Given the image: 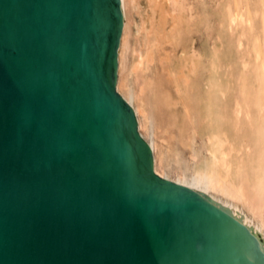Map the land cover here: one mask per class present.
I'll use <instances>...</instances> for the list:
<instances>
[{
	"label": "water",
	"instance_id": "water-1",
	"mask_svg": "<svg viewBox=\"0 0 264 264\" xmlns=\"http://www.w3.org/2000/svg\"><path fill=\"white\" fill-rule=\"evenodd\" d=\"M121 24L119 0H0V264H264L241 215L153 172Z\"/></svg>",
	"mask_w": 264,
	"mask_h": 264
},
{
	"label": "rangeland",
	"instance_id": "rangeland-1",
	"mask_svg": "<svg viewBox=\"0 0 264 264\" xmlns=\"http://www.w3.org/2000/svg\"><path fill=\"white\" fill-rule=\"evenodd\" d=\"M240 1L179 0V3L174 4L176 7L174 5L170 7L178 23L174 26H170L169 21L166 23L163 29L165 37L158 44H155V35H151L148 39L146 34L139 35L136 31L137 21L144 13L142 7L145 2L137 0L135 9L126 8L127 48L122 70L124 86L126 85L125 92L128 91L135 96L133 104L142 107L149 119L150 139L154 146L157 170L172 179L181 170L193 172L195 167L205 162L207 156L209 157L208 139L218 127L226 133L227 147L231 145L235 148L230 160L235 165L239 163L242 165L241 177L251 173L252 163L264 144V120L258 129L256 110H252L250 114L252 122L256 124L251 125L245 115L246 112H243L238 127L227 125L228 103H232L234 98L244 97L250 100L261 93L264 94V84L259 85L257 68L252 58L254 55L251 48H253L255 31L250 32L245 24L239 22H236L232 28L224 23L227 5H236ZM245 1L241 2L247 6L248 11H251V2L248 1L247 4ZM131 16H135L134 19ZM156 27L155 32L159 36L161 33L159 23H156ZM239 40L242 42L240 46L236 44ZM150 45L153 46L152 60L144 61L136 71H130L135 56L144 57ZM212 50L214 55L217 54L214 58ZM215 61L220 64H216V67L218 66L216 71L213 68ZM245 63H247L246 69L243 67ZM226 80L227 82H224ZM225 83L226 88H231V92L227 89L229 93L225 91L227 95L221 97L219 92L225 88ZM212 97L219 106L217 113L210 116L208 102ZM227 98L230 102L226 101ZM222 101L228 103L224 104ZM217 116H220L219 119ZM192 154L196 158L193 159Z\"/></svg>",
	"mask_w": 264,
	"mask_h": 264
},
{
	"label": "bare ground",
	"instance_id": "bare-ground-1",
	"mask_svg": "<svg viewBox=\"0 0 264 264\" xmlns=\"http://www.w3.org/2000/svg\"><path fill=\"white\" fill-rule=\"evenodd\" d=\"M142 1L145 2V5L142 7V8H144V13L140 16L139 20L137 21L136 31L139 33V35L140 34H146L148 39L151 35H155V44L156 43L158 44L162 40V38L165 37L163 35V32H164L163 29H164V26L166 25V23H168V21H169L170 26H174L178 23V19L174 16L173 12L171 11L172 9H170V7L172 8V6L176 2H178L179 0L178 1L177 0H142ZM241 1L239 3H237L236 5L233 4L234 6L232 4L231 5L226 4L228 8L226 7V9H227L226 13L224 11V13H225L224 23H226V25L228 27L232 28L236 24V22H239V23L245 24V26L251 30L250 32L255 31V37H254L255 39H254V42L252 45L253 48H251V49H253V52H254V54L252 52V55H254V57H252V58H253V61L255 63V66L257 68L256 76L258 75V77H259V79H258L259 85L262 86L264 84V0H246L245 3H247V4H249L248 1L251 2V11H248L247 6H245V4L243 5V2H241ZM227 2H228V0H227ZM119 3H120V8H121V14H122V24H121V31L119 34V39H118V44H117L116 72H115V84H114V86H115V90L119 94V96L131 107L133 114H134V117H135V121H136L137 132H138L139 136L150 147L153 172L161 178H164L168 181L174 182L176 184H179L181 186L187 187L189 189H192V190H195L197 192L204 194L206 197H208L214 203L220 205L223 208H227L230 211L232 217L237 216V214L235 213V212H237L238 215H241L243 217V220H241V225H243L247 228L251 227V229H253L252 230L253 235H255V231H256L259 235H261L260 239L261 240L263 239V243H264V144L261 146V149L258 153V157L254 161V163H252L251 173L245 174L244 177H241V174L243 172L242 171V165L240 163L235 165L230 160V156H231L232 152H235V148L232 147L231 145L230 146L228 145V147H227V145H226V142H227L226 133L222 129H221L222 131L219 130V127H218L217 128L218 130L216 129V131L213 132L208 139L209 144H210V147H209V145H207L208 146L207 151H208L209 157L207 156V158L205 159V162L203 161L202 165L198 163L201 166L195 167L196 169L193 172H187V171L181 170L175 176V178L172 179L169 176H167L164 173H161L157 170V168L155 166L156 159L154 157V146H153V142L150 139L149 119H148L146 113L144 112V110L142 109V107L135 106L133 104L135 96L128 93V91L125 92V86L126 85L124 86V79L122 77V70L124 68L125 51L127 48V33H126V11L127 10H126V8L127 9L128 8L135 9L136 5H137V0H119ZM224 6H225V4H224ZM175 9L173 11H175ZM179 10L180 9H178V11ZM131 17H133V16H131ZM134 17H133V19H134ZM156 23H159L160 28H161V33L159 36L156 35V32H155ZM241 28L244 29L245 27L244 28L241 27ZM250 36H252V35H250ZM219 41H220V39H219ZM148 42H149V40H148ZM241 43L242 42L240 40L238 41V43L236 42V44H238L239 46L241 45ZM169 44H167V45H169ZM152 47H153L152 45H150L148 47V49L146 51V55L144 57H142L140 55L135 56V58L132 62L130 71L134 72L138 68L141 67V65L144 61L150 62L152 60ZM216 47H218V46L216 45ZM138 51H139V49H138ZM212 53H213V50H212ZM191 54L193 56V53H191ZM215 55H217V54H215ZM215 55L213 53L212 57L214 58ZM216 57H218V56H216ZM215 60H216V58H215ZM211 61L214 62V60H211ZM193 64H195V63H193ZM193 64H191V65L194 67ZM216 64H218V62L216 63V61H215V64H213L214 71H216L215 69L218 67V66L216 67ZM210 65H211V62H210ZM218 65H220V64H218ZM195 66H197V64ZM181 67H183V66H181ZM243 67L246 69L247 63H245L243 65ZM244 68H242V69H244ZM195 69H196V67H195ZM195 69H194V71H195ZM192 70H193V68H192ZM245 73H246V70H245ZM133 74H135V73H133ZM179 74H181V73H179ZM212 76H213V74H212ZM224 82H227V80ZM215 86H216V84H215ZM226 86H227V84L225 85V88H222L219 92V93H221L220 94L221 97H225L227 95V94H225V91L227 89L230 91V89H231V88H226ZM261 86H260V89H262ZM229 91H226V92L229 93ZM242 95H243V93H242ZM242 95H241V97H242ZM242 98L243 99H241V98L235 99L234 98V101L232 100V103H228V102H230V101H228V98L226 100L228 102L222 101L224 104H226V103L229 104V107H227V109L229 108L228 109L229 110V112H228L229 116L226 118L227 119V125L233 126L235 128L238 127V125L240 123L241 115L243 114V112H246L245 115H247V117L249 119V123L251 122V125H254L257 123V128L260 129L261 124L263 123V120H264V94L261 93V95L259 94V96H255L250 100H246V98H244V97H242ZM230 104H231V106H230ZM208 106H209V115L210 116L215 115L217 113L216 110L219 106L218 102L212 97V98H210V100L208 102ZM208 106H207V109H208ZM205 107H206V105H205ZM205 107H203V108L206 110ZM252 110H256L255 114H257V116H258L256 123L252 122V119L250 117ZM223 113H224V111H223ZM204 116H205V114H204ZM206 117H207V115H206ZM217 117L219 119L220 116H217ZM209 127H208V129L211 128V127L210 128ZM212 129H213V127H212ZM210 132H211V130H210ZM231 143H232V141H231ZM241 150H242V148H241ZM192 158L194 159V158H196V156L194 154H192ZM254 158H255V156H254Z\"/></svg>",
	"mask_w": 264,
	"mask_h": 264
}]
</instances>
